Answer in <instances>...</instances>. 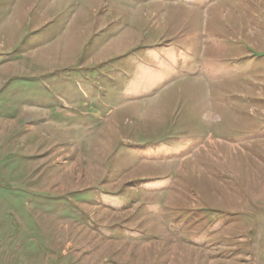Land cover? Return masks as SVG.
Instances as JSON below:
<instances>
[{
  "label": "rangeland",
  "instance_id": "1",
  "mask_svg": "<svg viewBox=\"0 0 264 264\" xmlns=\"http://www.w3.org/2000/svg\"><path fill=\"white\" fill-rule=\"evenodd\" d=\"M0 264H264V0H0Z\"/></svg>",
  "mask_w": 264,
  "mask_h": 264
},
{
  "label": "bare ground",
  "instance_id": "2",
  "mask_svg": "<svg viewBox=\"0 0 264 264\" xmlns=\"http://www.w3.org/2000/svg\"><path fill=\"white\" fill-rule=\"evenodd\" d=\"M85 21V20H84Z\"/></svg>",
  "mask_w": 264,
  "mask_h": 264
}]
</instances>
